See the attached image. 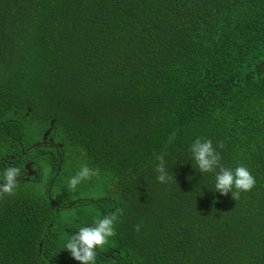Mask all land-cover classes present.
I'll use <instances>...</instances> for the list:
<instances>
[{
	"label": "trees",
	"instance_id": "1",
	"mask_svg": "<svg viewBox=\"0 0 264 264\" xmlns=\"http://www.w3.org/2000/svg\"><path fill=\"white\" fill-rule=\"evenodd\" d=\"M196 138L255 187L215 191ZM30 162L0 264H81L68 238L117 209L96 264H264V0H0V182Z\"/></svg>",
	"mask_w": 264,
	"mask_h": 264
},
{
	"label": "clouds",
	"instance_id": "2",
	"mask_svg": "<svg viewBox=\"0 0 264 264\" xmlns=\"http://www.w3.org/2000/svg\"><path fill=\"white\" fill-rule=\"evenodd\" d=\"M224 147L223 141H218L214 147L211 139L196 138L190 145V152L200 173L215 174V191L224 196L231 193L232 197L238 200L241 192L251 191L255 187L256 179L243 164L234 169L224 166L221 163V153L217 150V148L223 149ZM153 156L159 162L155 169L158 173L157 181L167 184L175 179L169 174L164 154L154 153ZM21 172L22 169L18 167H8L4 171L3 180L0 182V199L15 195L20 183ZM99 174L98 168H92L84 164L70 178L68 187L70 190H75L82 181L99 177ZM117 213L122 215L123 209H117L116 213L95 220L91 226L80 227L76 233L68 238L64 249H67L71 257L81 262V264H96L97 249L104 247L109 242V238L116 235ZM134 227L135 231H140L139 224Z\"/></svg>",
	"mask_w": 264,
	"mask_h": 264
},
{
	"label": "flooded vegetation",
	"instance_id": "3",
	"mask_svg": "<svg viewBox=\"0 0 264 264\" xmlns=\"http://www.w3.org/2000/svg\"><path fill=\"white\" fill-rule=\"evenodd\" d=\"M45 140H49L50 145H54L52 138H48V139H45ZM27 165H30L29 166L30 174H29V171L26 168ZM35 175H36V171H35V169L33 167L32 162H30L29 164H26L25 165V169H22L21 178L29 179L31 176H35Z\"/></svg>",
	"mask_w": 264,
	"mask_h": 264
},
{
	"label": "water",
	"instance_id": "4",
	"mask_svg": "<svg viewBox=\"0 0 264 264\" xmlns=\"http://www.w3.org/2000/svg\"><path fill=\"white\" fill-rule=\"evenodd\" d=\"M29 166H30V165H27V167H26V168H27V170L29 171V174H30Z\"/></svg>",
	"mask_w": 264,
	"mask_h": 264
}]
</instances>
